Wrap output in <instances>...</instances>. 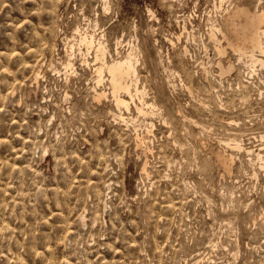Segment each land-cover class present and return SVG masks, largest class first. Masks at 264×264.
I'll return each instance as SVG.
<instances>
[{
	"label": "rangeland",
	"instance_id": "rangeland-1",
	"mask_svg": "<svg viewBox=\"0 0 264 264\" xmlns=\"http://www.w3.org/2000/svg\"><path fill=\"white\" fill-rule=\"evenodd\" d=\"M229 1L0 0V264H264V51L211 37Z\"/></svg>",
	"mask_w": 264,
	"mask_h": 264
},
{
	"label": "bare ground",
	"instance_id": "bare-ground-1",
	"mask_svg": "<svg viewBox=\"0 0 264 264\" xmlns=\"http://www.w3.org/2000/svg\"><path fill=\"white\" fill-rule=\"evenodd\" d=\"M252 3V6L248 4L250 6L248 8L247 3L243 0H230L225 7L221 23L216 24L215 28L213 27L214 30L211 32V37L217 40V33H220L221 37L233 52L239 56L249 57L253 63L259 62L262 64L263 60L260 58V55L264 51V6L261 5L262 0H255ZM81 41H84L87 45L93 42L87 35L81 37ZM220 41L215 45V49L222 55L225 52V47L221 45ZM118 43L119 40L117 41V45ZM129 44L131 45V43ZM88 48L93 52L91 58L93 61L92 65L94 66L92 67L97 74V81H107L108 88L110 89L112 99L116 106H128L129 103L134 102L135 95L139 100L142 99V102H145L143 100V93L146 89L144 84L140 85L139 83L140 76L136 69L137 58L135 57L134 51H127L125 55H117L115 58H112L110 55V59L107 60V45L103 41H98V44L94 47L89 45ZM117 53L118 50L116 47L115 54ZM84 63L86 65L90 64L87 57L82 59V64ZM220 64L221 66L218 69H220L221 73L228 72L232 68L231 64L227 66H222L221 62ZM68 65H71V63L68 62ZM93 90L92 98L96 101L101 100L106 95L105 88L102 90L99 89V91L97 88ZM125 96L128 97L126 98ZM149 104L152 106L155 105L153 102H149ZM236 145L241 146L239 142ZM227 159L226 156L222 157L224 163L227 164L225 165V170L229 171L231 164L226 163ZM262 167L264 170V165Z\"/></svg>",
	"mask_w": 264,
	"mask_h": 264
}]
</instances>
